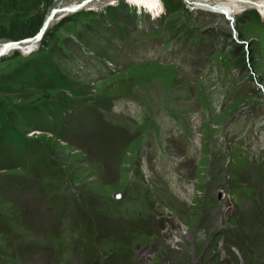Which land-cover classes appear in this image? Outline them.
I'll return each instance as SVG.
<instances>
[{"label":"rangeland","instance_id":"1","mask_svg":"<svg viewBox=\"0 0 264 264\" xmlns=\"http://www.w3.org/2000/svg\"><path fill=\"white\" fill-rule=\"evenodd\" d=\"M82 1L0 3V51ZM199 2L91 0L0 56V264H264V14Z\"/></svg>","mask_w":264,"mask_h":264},{"label":"bare ground","instance_id":"2","mask_svg":"<svg viewBox=\"0 0 264 264\" xmlns=\"http://www.w3.org/2000/svg\"><path fill=\"white\" fill-rule=\"evenodd\" d=\"M127 1H129L130 3L136 5L140 8L144 7L148 12L152 13L154 15V17L158 16L161 13V11L164 10L162 0H127ZM77 4L78 3L71 4L69 6H63V7L66 10V9H69V8L76 6ZM194 4H196V6L201 7V8L203 7V8H206L208 10H212V11L217 12V13L228 15L229 19H232V14L235 13L236 10L239 9L242 5H246V6L249 5L251 7L257 6L259 8L260 12L262 14H264V0H254V1H252V0H228V2H222V3L218 2V3L213 4V5L206 3V2H199V3H194ZM85 6H82V8ZM61 7H56V8H61ZM61 11L62 12H58L57 14H55V16L53 17V20L59 13H63L64 10H61ZM66 13H73V12L68 11ZM49 17H50V13L46 16V19ZM39 41L40 40L33 39V40L26 42L25 44H28V46H34ZM8 42H6V43H8ZM6 43L3 44V48L0 51V56L4 55L8 51L11 52V50L14 48L19 47L18 44L14 41L8 43L7 45H6Z\"/></svg>","mask_w":264,"mask_h":264},{"label":"trees","instance_id":"3","mask_svg":"<svg viewBox=\"0 0 264 264\" xmlns=\"http://www.w3.org/2000/svg\"><path fill=\"white\" fill-rule=\"evenodd\" d=\"M29 1H32L33 3L36 2L37 0H0V3L3 7L7 6V5H16V6H22L24 3H27ZM42 26V22H40L39 24L33 26L32 29H23L22 28V23L19 22L15 25V27H17L18 29H20V32L16 34H11L9 37L12 39H18L20 37H24V36H32L34 34H36L40 27ZM47 32H45L43 39L46 37ZM45 70H47V68H45ZM6 133L8 135V143L12 144V146L17 147L16 149L19 151H24V152H28L29 148L27 143L29 142L27 139L22 138L19 134L15 133L13 130L7 128Z\"/></svg>","mask_w":264,"mask_h":264},{"label":"water","instance_id":"4","mask_svg":"<svg viewBox=\"0 0 264 264\" xmlns=\"http://www.w3.org/2000/svg\"><path fill=\"white\" fill-rule=\"evenodd\" d=\"M90 1L91 0H84V1L80 2V4L78 3L76 6H74L72 8H69V9H66V10L64 9V7H61V8L54 7L52 9V11L50 12V17L44 20V22H43L42 26L40 27L39 31L32 38L24 39V40H21V41H14V42H16L18 44L20 42H28V41L33 40V39L41 40L43 38V36H44V33L48 29L51 21L53 20V17L55 16V14H57L58 12H62L61 10H64L63 13H66L68 11L76 12L77 10L82 9V6H85Z\"/></svg>","mask_w":264,"mask_h":264}]
</instances>
